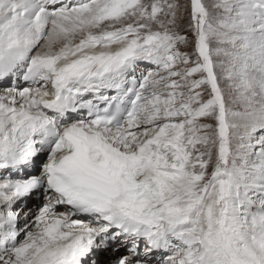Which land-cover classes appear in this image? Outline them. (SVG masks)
I'll list each match as a JSON object with an SVG mask.
<instances>
[{
    "label": "snow or ice",
    "instance_id": "obj_1",
    "mask_svg": "<svg viewBox=\"0 0 264 264\" xmlns=\"http://www.w3.org/2000/svg\"><path fill=\"white\" fill-rule=\"evenodd\" d=\"M0 264H264V0H0Z\"/></svg>",
    "mask_w": 264,
    "mask_h": 264
}]
</instances>
